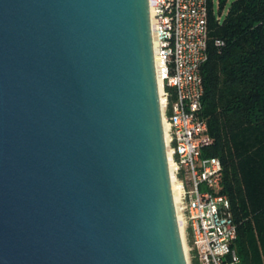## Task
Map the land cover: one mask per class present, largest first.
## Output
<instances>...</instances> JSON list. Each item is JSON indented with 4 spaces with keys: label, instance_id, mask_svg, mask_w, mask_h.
<instances>
[{
    "label": "water",
    "instance_id": "1",
    "mask_svg": "<svg viewBox=\"0 0 264 264\" xmlns=\"http://www.w3.org/2000/svg\"><path fill=\"white\" fill-rule=\"evenodd\" d=\"M0 264H188L150 0H0Z\"/></svg>",
    "mask_w": 264,
    "mask_h": 264
},
{
    "label": "built area",
    "instance_id": "2",
    "mask_svg": "<svg viewBox=\"0 0 264 264\" xmlns=\"http://www.w3.org/2000/svg\"><path fill=\"white\" fill-rule=\"evenodd\" d=\"M150 9L156 71L163 83L167 153L188 264H236L237 227L230 201L221 192L223 165L219 157L205 153L214 140L201 116L209 0H150Z\"/></svg>",
    "mask_w": 264,
    "mask_h": 264
},
{
    "label": "trees",
    "instance_id": "3",
    "mask_svg": "<svg viewBox=\"0 0 264 264\" xmlns=\"http://www.w3.org/2000/svg\"><path fill=\"white\" fill-rule=\"evenodd\" d=\"M229 1L209 0L201 116L214 142L205 153L222 161L236 264H264V0H234L221 20Z\"/></svg>",
    "mask_w": 264,
    "mask_h": 264
},
{
    "label": "bare ground",
    "instance_id": "4",
    "mask_svg": "<svg viewBox=\"0 0 264 264\" xmlns=\"http://www.w3.org/2000/svg\"><path fill=\"white\" fill-rule=\"evenodd\" d=\"M151 25H152L153 44H154V50H155V33H154V28H153L152 21H151ZM158 84H159L160 94L162 95L163 83H162V80H161L160 77H158ZM164 104H165V101H164L163 97L161 96L162 108L164 107ZM164 130H165V136H166V141H167V134H166L167 133V124L165 122H164ZM168 159H169V167H170L171 179H172V182H173V193H174V198H175V204H176V207H177L179 225H180V228H181V232L183 233V221H182L181 214H180L179 207H178V194H177L176 187H175V184H174L173 166L171 164L170 153L169 152H168Z\"/></svg>",
    "mask_w": 264,
    "mask_h": 264
},
{
    "label": "rangeland",
    "instance_id": "5",
    "mask_svg": "<svg viewBox=\"0 0 264 264\" xmlns=\"http://www.w3.org/2000/svg\"><path fill=\"white\" fill-rule=\"evenodd\" d=\"M233 1H234V0H230V1L228 2L227 6L225 7V9H224L223 12H222V15L220 16V19H221V20H224V18L226 17L227 12H228V10H229V8H230V5H231V3H232ZM215 10H216V13L218 14V3H216V5H215Z\"/></svg>",
    "mask_w": 264,
    "mask_h": 264
}]
</instances>
